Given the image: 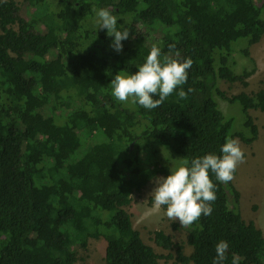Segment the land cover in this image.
I'll list each match as a JSON object with an SVG mask.
<instances>
[{
    "label": "trees",
    "instance_id": "16d2710c",
    "mask_svg": "<svg viewBox=\"0 0 264 264\" xmlns=\"http://www.w3.org/2000/svg\"><path fill=\"white\" fill-rule=\"evenodd\" d=\"M102 8L117 17V30L134 36L122 41L121 52L94 25ZM263 11L264 0L1 1L0 264H76L91 238L106 240L107 264H213L221 240L229 243L224 264L233 254L240 264H264L263 231L243 219L233 181L221 183L211 172L218 188L213 212L184 227L187 241L154 233L156 244L176 255L148 245L126 209L136 191L171 174L162 147L190 166L208 154L222 156L227 139L258 140L250 111L264 112V89L229 97L220 87L249 86L255 69L238 72L234 44L243 41L250 61L249 48L264 37ZM154 31L168 32L173 59L194 63L187 83L144 114L139 103L131 108V98L118 101L111 83L120 72H138ZM181 88L186 99L177 95ZM215 95L242 106L249 134L232 136L234 121Z\"/></svg>",
    "mask_w": 264,
    "mask_h": 264
},
{
    "label": "clouds",
    "instance_id": "9594fccd",
    "mask_svg": "<svg viewBox=\"0 0 264 264\" xmlns=\"http://www.w3.org/2000/svg\"><path fill=\"white\" fill-rule=\"evenodd\" d=\"M99 29H106L112 38L115 51L123 50L122 41L129 39L128 30H117V17L108 9L96 12ZM174 48V45L170 46ZM161 49L153 44L146 62L138 67V72L131 75H115L112 80V95L120 102H128L143 106L147 110L159 108L164 101L187 83L188 70L193 65L189 57L183 62L173 59L171 55L163 56ZM189 92L194 89L189 88ZM180 99L187 98V92L182 88L177 93ZM158 96V99L154 97ZM222 156L205 155L191 161H184L181 166L171 172L167 178L156 177V184L151 193L154 209L166 206V216L172 221L179 220L182 228L191 226L201 216H210L213 212L212 203L216 200L217 185L210 179V172L215 174L216 180L228 183L234 180L238 165L245 162V152L240 146L239 139H227L221 148ZM216 258L213 264H224L227 260L229 243L221 240L216 246ZM231 264H240L238 254L232 255Z\"/></svg>",
    "mask_w": 264,
    "mask_h": 264
},
{
    "label": "rangeland",
    "instance_id": "374dc122",
    "mask_svg": "<svg viewBox=\"0 0 264 264\" xmlns=\"http://www.w3.org/2000/svg\"><path fill=\"white\" fill-rule=\"evenodd\" d=\"M5 1V0H0ZM18 4H22L24 0H14ZM264 17V11H263ZM94 25L96 26L97 18L94 19ZM142 33H146L145 27H141ZM149 32V31H148ZM168 33V32H167ZM167 33L150 32L148 37L149 48H152L153 44L157 45L160 49L164 50L166 55H171L174 48L170 46L174 45L170 35ZM134 36L129 35V38ZM243 41H238L235 45L237 52L234 54V61L238 65V72H242L243 69H255V73L248 79L249 86L245 87L241 83L227 84L222 83L221 89L225 91L229 97L238 95L241 92L248 94H254L261 89H264V37L260 42L251 46L249 61L245 58L240 50L244 47L241 44ZM239 45V46H238ZM235 49V50H236ZM150 53V50L148 51ZM233 61V59H232ZM57 68L56 64H50L48 69L55 71ZM83 82H85L82 79ZM215 100L218 103L219 109L223 115L228 119H233L232 136L239 132H246L245 130V115L242 110V106L239 103H230L229 101L223 100L215 95ZM136 108L135 104L133 107ZM144 114H148L147 109L144 110ZM250 115L255 120V123L259 128V141L256 144H245L239 138L240 146L245 152V162L238 165L237 175L233 181L238 193L241 195L240 211L242 217L246 221H251L254 218L257 220L264 221V112L260 110H251ZM231 136V137H232ZM236 139V138H234ZM161 150L165 153L166 159L162 161L164 164L170 165L172 172L181 166H184V161L181 157L176 156L173 152L167 148L162 147ZM156 184L151 181L142 190L136 191L133 194V199L126 209L132 215L134 227L139 230L142 234L144 241L152 246L157 253L160 255H176L175 250L167 251L160 248L154 241V233L157 230H163L168 235L173 237L176 243H185L187 241V230L182 228L179 220L172 221L166 216V206H161L160 209H154L153 198L151 193L154 191ZM230 207L234 208L233 196L230 195ZM256 203V205H254ZM259 210L260 213L254 210V207ZM174 224L180 225V229H175ZM85 248L78 249L79 261L76 264H107L106 262V248L107 242L104 238L100 239H87ZM193 248L189 245L185 246V254L190 255ZM159 264H175V261L162 259Z\"/></svg>",
    "mask_w": 264,
    "mask_h": 264
},
{
    "label": "crops",
    "instance_id": "0c3cea01",
    "mask_svg": "<svg viewBox=\"0 0 264 264\" xmlns=\"http://www.w3.org/2000/svg\"><path fill=\"white\" fill-rule=\"evenodd\" d=\"M259 138H260V137H259ZM259 138H258V140H256L253 144H256V143L259 141ZM254 205H256V203H255ZM254 205H253V207H254ZM258 209H259V210H257V209L254 207V210L257 211L258 213H260V208H258ZM251 221H254V223L256 224V226H257L259 229H261V230L263 231V233H264V221L260 220V218H259V220H257V218H254V219L251 220Z\"/></svg>",
    "mask_w": 264,
    "mask_h": 264
}]
</instances>
